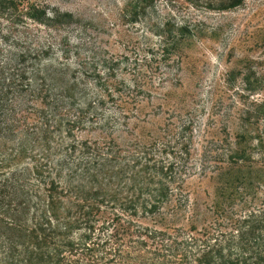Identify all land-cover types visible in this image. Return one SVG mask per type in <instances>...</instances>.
I'll return each mask as SVG.
<instances>
[{"label": "trees", "instance_id": "16d2710c", "mask_svg": "<svg viewBox=\"0 0 264 264\" xmlns=\"http://www.w3.org/2000/svg\"><path fill=\"white\" fill-rule=\"evenodd\" d=\"M76 27L0 0V264H264V100L200 157L191 122L145 143L130 121L146 93L117 59L73 70ZM176 34L169 59L192 31ZM197 177L218 179L210 202L191 199Z\"/></svg>", "mask_w": 264, "mask_h": 264}, {"label": "rangeland", "instance_id": "374dc122", "mask_svg": "<svg viewBox=\"0 0 264 264\" xmlns=\"http://www.w3.org/2000/svg\"><path fill=\"white\" fill-rule=\"evenodd\" d=\"M31 1L78 19L70 30L78 53L70 59L73 70L107 73L109 59H117V81L139 83L147 98L130 127L145 143L191 122L186 136L200 157L227 132L241 133V118L264 100V0ZM184 25L192 35L169 59L162 41L181 40L176 33ZM188 186L192 200L210 202L218 179L197 177Z\"/></svg>", "mask_w": 264, "mask_h": 264}]
</instances>
